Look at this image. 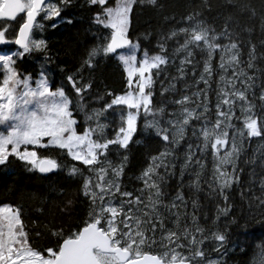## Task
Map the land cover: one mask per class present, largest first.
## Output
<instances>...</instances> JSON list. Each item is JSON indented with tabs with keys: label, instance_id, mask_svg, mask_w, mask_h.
Listing matches in <instances>:
<instances>
[{
	"label": "snow or ice",
	"instance_id": "snow-or-ice-1",
	"mask_svg": "<svg viewBox=\"0 0 264 264\" xmlns=\"http://www.w3.org/2000/svg\"><path fill=\"white\" fill-rule=\"evenodd\" d=\"M226 2L256 15L254 8ZM73 3L0 0V168L12 175L17 161L27 171L39 173L50 182L49 197L61 199L60 211L67 216L77 211L76 200L65 197L75 182L87 207L76 229L65 231L52 222L42 226L33 222L29 230L21 206H0V264H227L228 252L246 254L249 229L264 230V175L259 195L251 186V195L241 192V198L249 200V209L255 207L258 213L237 216L230 192L241 185L244 144L253 138L264 140V90L259 95L255 92V72L264 75V69L255 63L256 44L248 40V59L243 61L240 25H233L228 17L218 31L201 18L202 12L193 11L181 26L157 41L159 51L152 53L141 48L139 38L132 39V14L138 5L162 7L159 0H86L95 10L91 18L95 27L89 29L93 44L76 71L66 74L57 86L51 70L55 57L45 33L61 24L75 27L76 19L65 17ZM201 7L210 10L209 0H202ZM261 19L264 31V16ZM169 41L174 42L171 49ZM217 58L218 72L213 64ZM29 60L38 63L37 70L24 67ZM113 60L122 69L125 89L117 94L105 87L100 93L92 74L101 61ZM170 64L178 75L169 87H161L159 96L175 93L177 83H187L189 74L196 91L158 101L157 80ZM198 66H202L199 73ZM215 75L219 83L213 106L209 93ZM168 104L175 106L172 111L166 110ZM141 128L159 138L163 151L150 157L151 163L138 177L144 187L137 195L127 190L123 178L130 145L140 143L134 138ZM189 132L197 142L187 143L181 180L184 169L199 165L203 170L201 159L212 157L209 195L221 198L223 206L217 208L211 228L199 223L197 200L192 201L189 221L188 201L182 192L171 204L162 199L160 169L169 174L171 168L174 173L176 165L168 158L177 155L175 149ZM201 175L202 171H195L192 186L196 193L202 190ZM41 203L46 201L41 199ZM161 206L175 218L173 228L166 227ZM37 212L44 214V208ZM222 216L227 218L223 231ZM233 229L238 235L230 241ZM40 238L51 243L40 246ZM258 248L253 264H264V244ZM210 252L217 256L213 258Z\"/></svg>",
	"mask_w": 264,
	"mask_h": 264
},
{
	"label": "trees",
	"instance_id": "trees-1",
	"mask_svg": "<svg viewBox=\"0 0 264 264\" xmlns=\"http://www.w3.org/2000/svg\"><path fill=\"white\" fill-rule=\"evenodd\" d=\"M114 2V0H113ZM162 7L153 8L150 5H138L134 8L132 14V27L130 34L135 41L139 38L142 49H149L152 53L159 51L157 48V41L163 40L172 28L179 27L182 24L183 18L191 14L193 11L202 12V19L205 20L210 26L215 27L218 31L222 29L228 17H232V23H238L240 28L237 31L241 39L244 41L242 45V60L248 59V46L249 39L257 46L256 64L258 68L264 69V45L261 40L264 39V31L261 29L262 16H264V0H233L234 5L243 6L247 5L249 8H254L256 15L252 17L250 13L242 7H234L226 2V0H209L210 10L201 7L202 0H159ZM225 14V15H224ZM95 15V10L86 4V0H74L73 5L66 9L65 17H74L77 21L75 27L65 26L61 24L57 28H48L45 35L49 37V48L51 55L55 57V63L51 65L53 72V81L59 86L64 80L66 74H71L76 71L81 63L86 49L90 48L93 44V37L89 33L90 28L95 26L91 24V18ZM172 17L175 20L171 19ZM214 18V19H213ZM218 22V23H217ZM170 25V26H169ZM251 29V32L245 29ZM147 37V38H145ZM226 42V41H225ZM169 47L174 45V42H168ZM14 47V46H10ZM198 60H202L197 57ZM178 63V60H177ZM214 66L218 68V58L213 61ZM202 65V61H201ZM28 71L37 70L39 65L34 60H29L24 65ZM60 68L65 71L62 73ZM246 71H250L245 68ZM202 71V66H198L197 72ZM97 91L103 93L104 88L115 91L117 94L125 89V80L122 69L118 67L116 61H101L99 67L92 74ZM176 67L169 65L168 70L158 78L156 84L157 96L156 100L164 99L171 101L173 98H180L181 95H190L196 91L194 86V77L189 74L185 81L177 83L176 92H167L161 98L159 92L161 87H169L172 83V77L177 76ZM255 92L260 94L264 88V75L260 72H255ZM88 73H85V79H88ZM198 79V76L196 77ZM219 83V75L213 77L212 91L209 93L211 103L214 106L216 102L215 88ZM203 88V85H200ZM251 94V90H250ZM195 99V97H194ZM259 104L258 101H256ZM174 105L168 104L167 111H172ZM169 109V110H168ZM171 109V110H170ZM239 115V113H237ZM211 116V114H210ZM82 119V118H81ZM134 139H139L140 143L130 145L129 163L125 169L123 183L127 190L139 194L138 189L144 187L143 181L138 179L142 171L146 169L151 163L150 157L158 155L163 151V147L159 138L154 133L144 132L141 128ZM195 144L196 138L191 136L189 132L186 141L182 142L180 147L175 149L176 156L169 157L168 159L175 163L176 167L173 170L169 169V174H165L163 169H160V175L163 176L162 190L164 192L163 203L171 204L175 199L177 193L182 192L188 201V217L191 220V213L193 211L191 204L195 199L198 201V210L196 212L201 226L211 228V221L215 219L217 208L223 206L221 198L215 195H209L211 189L208 187L212 179V166L213 160L210 155L201 159V164L204 165L201 170L199 165H193L183 171V180H181V169L185 159V150L187 143ZM195 151V149H193ZM41 154H45V150H41ZM197 158H200L199 155ZM60 159H64L61 157ZM252 161V163H249ZM14 174L9 175L8 172L0 168V206L12 205L21 206L24 209V216L28 224L29 230L33 229V222L37 226H42L50 222L54 223L55 227H63L65 231L75 230L82 219L85 218L87 207L82 203V197H79L77 192L76 183L73 182L71 186L66 189V199L76 200L77 211L72 216H67L61 213L62 207L60 198L49 197V181L42 178L39 173L29 172L20 162L14 161ZM244 169L241 175V185L234 186L230 192V201L233 205V211L237 216L243 214L247 216L249 211L259 212V209L253 207L249 209V200L241 198V192L246 195H251L248 192L251 186L256 195L260 194L259 181L264 175V140L253 138L252 141L244 144V150L241 156L240 165ZM195 171H202L201 191L196 193L192 182L195 180ZM54 196V194H53ZM41 199L46 203L42 204ZM43 207L44 214L37 212V208ZM175 211V210H173ZM183 212L184 209H181ZM160 212L165 217V225L167 228L174 227V217L161 206ZM207 217V219H205ZM183 219V218H182ZM227 218L221 217L220 229L224 230V224ZM41 230H44L41 227ZM250 235L247 238L248 248L245 253L228 252L224 259L227 264H253L254 259L259 251L258 245L264 244V230L258 226L249 229ZM238 233L233 229L229 233L230 241L235 240ZM40 246H46L51 243L47 238H40L38 241ZM213 258L217 256L216 253H209Z\"/></svg>",
	"mask_w": 264,
	"mask_h": 264
},
{
	"label": "bare ground",
	"instance_id": "bare-ground-1",
	"mask_svg": "<svg viewBox=\"0 0 264 264\" xmlns=\"http://www.w3.org/2000/svg\"><path fill=\"white\" fill-rule=\"evenodd\" d=\"M225 15V14H224ZM214 19V18H213ZM218 23V22H217ZM170 26V25H169ZM178 60V59H177ZM202 61V60H201ZM185 83V82H184ZM195 86V85H194ZM179 99V98H178ZM191 106V105H190ZM169 110V109H168ZM171 110V109H170ZM215 258V257H214Z\"/></svg>",
	"mask_w": 264,
	"mask_h": 264
}]
</instances>
